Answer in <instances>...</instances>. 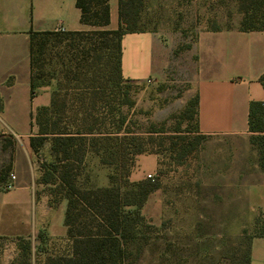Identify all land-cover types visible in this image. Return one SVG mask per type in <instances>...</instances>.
Instances as JSON below:
<instances>
[{
    "label": "trees",
    "instance_id": "16d2710c",
    "mask_svg": "<svg viewBox=\"0 0 264 264\" xmlns=\"http://www.w3.org/2000/svg\"><path fill=\"white\" fill-rule=\"evenodd\" d=\"M143 0H118V23H109L108 0H75L80 11L79 20L89 29L31 31L29 41L30 97L42 83L38 82V55L49 36L58 41H76V53L64 63L62 77L52 89L48 105L31 112L28 136L33 154L48 141V159H39L37 184H43L48 204L65 201L63 223L71 240L69 254L46 255L43 264H131L130 247L145 239L142 227L151 228L140 209L148 194L158 187L150 177L130 180L134 156L140 153H159L163 148L178 163L196 147L202 134L191 139L182 135L179 127L155 141L131 131L121 111L131 105L128 97L134 80L122 77L120 69L121 38L125 33L146 31L141 25ZM240 30H264V0H238ZM218 30V27H209ZM73 45V44H72ZM188 47V46H187ZM264 86V77L261 78ZM197 98L186 103L181 119L195 123ZM250 143L257 151L259 168L264 172V109L263 103L250 101L248 107ZM191 131V130H190ZM160 135V134H158ZM13 150L12 136L6 137L1 150ZM95 154L99 161L114 167L108 174L109 184L103 187H81L77 184L87 154ZM11 166L0 167V187L7 180ZM159 172V171H158ZM42 232L37 236L41 238ZM253 236H264V221L260 218L258 231ZM17 254L9 264H30L31 246L27 238H16ZM250 239L241 255L230 264H249ZM138 246V245H137Z\"/></svg>",
    "mask_w": 264,
    "mask_h": 264
},
{
    "label": "crops",
    "instance_id": "0c3cea01",
    "mask_svg": "<svg viewBox=\"0 0 264 264\" xmlns=\"http://www.w3.org/2000/svg\"><path fill=\"white\" fill-rule=\"evenodd\" d=\"M108 7L109 23L104 28L113 29L118 23V0H108ZM79 16L75 0H0V132L12 136V152L8 147L3 153L16 176L12 189L0 187V264H9L16 256L18 236L30 242V264H43L46 255L71 250L63 223L65 201L51 206L48 195L37 196L34 155L28 137L18 141L16 128L31 127V112L49 104L52 90L39 86L30 97V32L59 26L66 31L88 28ZM120 44L122 77L188 83L186 91L197 98V133L208 142L204 168L210 174L254 175L244 183L251 192V205L260 208L264 221V172L248 130L250 101L262 102L264 109V30L204 29L187 48L146 30L125 33ZM172 70L177 77L171 78ZM138 162L140 174L132 179L158 170L156 153L142 155ZM101 185L107 180L94 186ZM39 231L45 249L37 248ZM249 264H264V236L250 239Z\"/></svg>",
    "mask_w": 264,
    "mask_h": 264
},
{
    "label": "rangeland",
    "instance_id": "374dc122",
    "mask_svg": "<svg viewBox=\"0 0 264 264\" xmlns=\"http://www.w3.org/2000/svg\"><path fill=\"white\" fill-rule=\"evenodd\" d=\"M141 16L145 30L169 38L176 47L187 48L204 29L237 27L241 13L238 0H143ZM75 42H59L54 36L46 39L35 69L40 86L53 89L57 80L63 78L64 63L77 52ZM175 77L172 70L171 78ZM187 85L134 80L128 94L132 104L121 107L127 128L142 135L151 129L166 132L152 133L155 141L162 140L176 126L189 139L199 136L193 131L192 122L179 117L187 101L194 97L186 91ZM16 129L19 142L35 131V127ZM7 135L0 132V147ZM201 136L195 149L179 163L163 150L165 142L156 153L158 170L151 172L150 178L159 185L148 194L140 209L145 221L153 227H142L145 239L129 246L133 252L131 264H230L258 231L260 208L251 205V192L244 183L254 175L210 174L204 168V145L208 142L204 134ZM48 144L46 141L38 155L33 154L38 175V160L49 158ZM146 154L149 153L134 156L130 180H138L132 176L140 174L138 160ZM4 156L0 148V167L7 165ZM113 170V166L101 163L97 155L87 154L77 184L103 187L94 185L105 179L108 185V174ZM145 173L142 178H147ZM45 188L37 184V196L47 195ZM41 238L37 248L45 249L44 236Z\"/></svg>",
    "mask_w": 264,
    "mask_h": 264
},
{
    "label": "built area",
    "instance_id": "2783aa9c",
    "mask_svg": "<svg viewBox=\"0 0 264 264\" xmlns=\"http://www.w3.org/2000/svg\"><path fill=\"white\" fill-rule=\"evenodd\" d=\"M58 31H64V28L62 26H59L57 28ZM145 81L147 83H150L152 81V78L147 77L145 78ZM146 177H151V174H146ZM16 176L13 172H9L7 180L1 185V188L4 190H10L14 187Z\"/></svg>",
    "mask_w": 264,
    "mask_h": 264
}]
</instances>
